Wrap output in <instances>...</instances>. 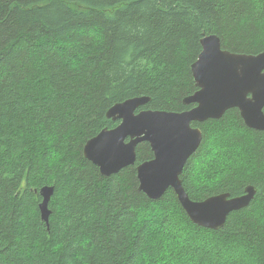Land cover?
I'll return each instance as SVG.
<instances>
[{
    "label": "trees",
    "instance_id": "obj_1",
    "mask_svg": "<svg viewBox=\"0 0 264 264\" xmlns=\"http://www.w3.org/2000/svg\"><path fill=\"white\" fill-rule=\"evenodd\" d=\"M264 51V0H0V264H264V131L237 108L203 130L181 179L191 199L257 188L225 226L194 223L173 188L139 189L137 161L106 176L84 155L115 104L184 111L204 35ZM54 186L47 224L40 190Z\"/></svg>",
    "mask_w": 264,
    "mask_h": 264
},
{
    "label": "water",
    "instance_id": "obj_2",
    "mask_svg": "<svg viewBox=\"0 0 264 264\" xmlns=\"http://www.w3.org/2000/svg\"><path fill=\"white\" fill-rule=\"evenodd\" d=\"M201 45V53L190 66L198 89L183 100L185 105H193L191 108L139 111L151 100L148 96L117 103L108 110L107 117L119 120V124L89 139L84 155L103 175L109 176L134 165L138 144L149 142L154 157L137 165L139 189L149 198L158 200L173 188L194 223L219 230L225 226L231 212L250 205L257 188L249 185L244 194L235 197L225 192L202 201L191 199L181 176L203 139V130L193 123L220 119L229 109L237 108L249 128L264 131V51L258 54L232 52L223 48L216 34H205ZM94 141H102L106 150L99 153L90 149ZM40 194L43 198L41 216L49 224L54 186H44ZM201 205L209 210H202Z\"/></svg>",
    "mask_w": 264,
    "mask_h": 264
},
{
    "label": "snow or ice",
    "instance_id": "obj_3",
    "mask_svg": "<svg viewBox=\"0 0 264 264\" xmlns=\"http://www.w3.org/2000/svg\"><path fill=\"white\" fill-rule=\"evenodd\" d=\"M106 145L102 141H94L91 145L90 149H94L96 152L103 153L106 150ZM202 210H209L206 208V206H199Z\"/></svg>",
    "mask_w": 264,
    "mask_h": 264
},
{
    "label": "bare ground",
    "instance_id": "obj_4",
    "mask_svg": "<svg viewBox=\"0 0 264 264\" xmlns=\"http://www.w3.org/2000/svg\"><path fill=\"white\" fill-rule=\"evenodd\" d=\"M111 129V128H110Z\"/></svg>",
    "mask_w": 264,
    "mask_h": 264
},
{
    "label": "flooded vegetation",
    "instance_id": "obj_5",
    "mask_svg": "<svg viewBox=\"0 0 264 264\" xmlns=\"http://www.w3.org/2000/svg\"><path fill=\"white\" fill-rule=\"evenodd\" d=\"M128 141V140H127Z\"/></svg>",
    "mask_w": 264,
    "mask_h": 264
}]
</instances>
